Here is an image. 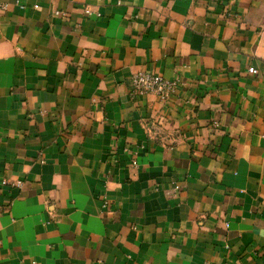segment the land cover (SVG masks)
Returning a JSON list of instances; mask_svg holds the SVG:
<instances>
[{
  "label": "crops",
  "instance_id": "1",
  "mask_svg": "<svg viewBox=\"0 0 264 264\" xmlns=\"http://www.w3.org/2000/svg\"><path fill=\"white\" fill-rule=\"evenodd\" d=\"M0 264H264V0H0Z\"/></svg>",
  "mask_w": 264,
  "mask_h": 264
},
{
  "label": "built area",
  "instance_id": "2",
  "mask_svg": "<svg viewBox=\"0 0 264 264\" xmlns=\"http://www.w3.org/2000/svg\"><path fill=\"white\" fill-rule=\"evenodd\" d=\"M38 8L37 5L34 6ZM90 14L89 12H87ZM56 16H63L61 12H55ZM250 73L256 74L253 69L249 70ZM179 82L177 80H168L158 74L151 72L139 71L131 77L130 96L132 98H141L147 95H154L160 101H167L178 89ZM133 167H137L136 158L134 157L131 162Z\"/></svg>",
  "mask_w": 264,
  "mask_h": 264
}]
</instances>
